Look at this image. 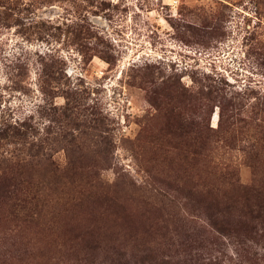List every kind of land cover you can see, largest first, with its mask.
<instances>
[{"label": "rangeland", "instance_id": "rangeland-1", "mask_svg": "<svg viewBox=\"0 0 264 264\" xmlns=\"http://www.w3.org/2000/svg\"><path fill=\"white\" fill-rule=\"evenodd\" d=\"M0 264H264V0H0Z\"/></svg>", "mask_w": 264, "mask_h": 264}, {"label": "trees", "instance_id": "trees-1", "mask_svg": "<svg viewBox=\"0 0 264 264\" xmlns=\"http://www.w3.org/2000/svg\"><path fill=\"white\" fill-rule=\"evenodd\" d=\"M218 170H219V172H221V174L223 175V177L229 176V178H233V176H234L232 172H229L227 170V167H220V168H218ZM223 171H225V173H223ZM30 180H31L30 177H28V176L27 177H24L23 180L20 181L19 183L13 184L12 187H13L14 190H12V191H10L9 189L8 190H4L3 191V197L6 198L8 195L13 194L15 190L17 192L19 191V192L22 193V194H20V196H22V195H29L28 194V190L30 188L34 187V182H31ZM18 200L20 202L21 201L24 202V200H22V199H18ZM23 202H21L22 205H16V207H18V206L20 207L19 208L20 211L21 210H24L26 208V203H23Z\"/></svg>", "mask_w": 264, "mask_h": 264}, {"label": "bare ground", "instance_id": "bare-ground-1", "mask_svg": "<svg viewBox=\"0 0 264 264\" xmlns=\"http://www.w3.org/2000/svg\"><path fill=\"white\" fill-rule=\"evenodd\" d=\"M216 115H214V118H215Z\"/></svg>", "mask_w": 264, "mask_h": 264}]
</instances>
